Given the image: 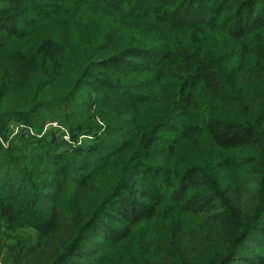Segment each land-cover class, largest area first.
Masks as SVG:
<instances>
[{
	"label": "trees",
	"instance_id": "obj_1",
	"mask_svg": "<svg viewBox=\"0 0 264 264\" xmlns=\"http://www.w3.org/2000/svg\"><path fill=\"white\" fill-rule=\"evenodd\" d=\"M5 51L0 105L21 100L7 86L61 82L64 94L27 96L0 119L51 102L68 135L97 115L102 140L115 137L23 155L20 173L0 155V219L37 231L14 264H231L264 237V0H0ZM14 59L25 78L11 79ZM98 69L88 114L75 95ZM256 243L250 264H264Z\"/></svg>",
	"mask_w": 264,
	"mask_h": 264
},
{
	"label": "rangeland",
	"instance_id": "obj_2",
	"mask_svg": "<svg viewBox=\"0 0 264 264\" xmlns=\"http://www.w3.org/2000/svg\"><path fill=\"white\" fill-rule=\"evenodd\" d=\"M56 49L57 46L53 44L51 50L55 51ZM7 53L8 51L0 53V59H2ZM25 63L27 62L15 59L12 62H7L6 65L10 69H8L6 65L5 67L9 70V75L12 80L21 77L25 78V75L30 72L27 68L22 67ZM100 71H102V69L94 71L93 74L88 77V83L82 82L75 95L77 101L83 102L79 105V108H84L88 114H90V112L86 103H88V101L91 102L92 105L90 109L96 107L95 104L98 101V95L94 89L100 86L98 82H100L103 76L107 77L106 74H98ZM70 81H73V78H71ZM47 83L48 82H44L40 86V89L34 88L33 85L24 86V88L19 85L14 88L7 86V92L15 97L17 96L21 100H10L4 105H0V112L5 110H23V100L29 105L28 97L31 96L33 97L32 100L34 103V101L38 99H52L56 98L61 93L64 94L61 82H59L60 85L58 86L53 82L49 84ZM0 91L5 92L4 90ZM33 103L30 106L32 111L30 110L29 114H9L3 119H0V155L2 156L5 153L4 150L8 149L7 154L16 157L15 159L8 158L10 160V165H7L9 166V172L20 173L19 170L23 166L22 162L28 164L31 162L29 158L22 157L23 155H28L30 158H34L33 160L40 159L37 154L43 152V150L50 149L48 152H54L63 156L65 154H70L75 146H77V148L74 149L79 150L81 147L90 145L97 140L96 137H98L99 140L103 139L102 131L104 129V124L97 115L92 116L94 122L90 123V125L96 126L92 131L85 132L81 130H73L72 133L69 131L68 135L65 130V128L69 130V125L65 122L67 121V117L63 114V112L66 111L64 105L57 103L52 104L51 102L45 105H33ZM103 114L108 118L109 111H104ZM40 125H42V127L38 129ZM113 138L105 137L102 141L105 144H110ZM18 158L21 159L19 160ZM12 162H14V164H12ZM26 163L25 166L28 167L29 165ZM7 166L4 167V169H7ZM131 185L135 186L142 194L149 192V196L151 193L150 185H144L141 180H133ZM128 189L129 188L126 190ZM205 195L208 197L207 203L214 202V197L211 192H206ZM146 198L147 197H142V195L137 194L138 200H144ZM117 204L119 208H123L122 203ZM116 215L117 212L114 211V216ZM113 222L116 224L121 223L120 220L116 219ZM12 223H15L12 219L10 221H6L4 218L0 219V264H14V262L19 261L17 254L20 248L23 247V244H33L37 239L36 229L30 226L14 228L10 225ZM261 240L264 241V237L259 233L246 238L240 247L239 253H236L232 258L231 264H250L251 260H257L256 253L260 251L256 242ZM73 256L74 254L72 257ZM75 260L84 261L86 258L75 257Z\"/></svg>",
	"mask_w": 264,
	"mask_h": 264
}]
</instances>
